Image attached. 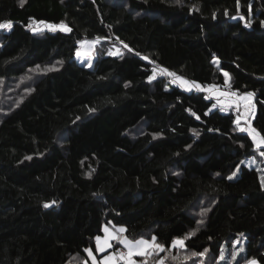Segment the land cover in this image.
Segmentation results:
<instances>
[{
	"label": "trees",
	"instance_id": "16d2710c",
	"mask_svg": "<svg viewBox=\"0 0 264 264\" xmlns=\"http://www.w3.org/2000/svg\"><path fill=\"white\" fill-rule=\"evenodd\" d=\"M8 21L0 79L27 90L0 116V264H82L103 224L155 236L165 251L144 264H216L239 234L238 262L264 264V186L244 162L256 149L204 96L253 93L264 137V0H0ZM95 37L79 63L78 43ZM168 73L187 86L168 87Z\"/></svg>",
	"mask_w": 264,
	"mask_h": 264
},
{
	"label": "rangeland",
	"instance_id": "374dc122",
	"mask_svg": "<svg viewBox=\"0 0 264 264\" xmlns=\"http://www.w3.org/2000/svg\"><path fill=\"white\" fill-rule=\"evenodd\" d=\"M5 23V22H4ZM45 24L48 23H36L34 25H32L30 28L33 29H45L47 31L50 32H55V31H62V32H67V31H63L60 28H57L55 31L49 30L47 27H45ZM60 24H53V25H61ZM12 25V24H11ZM65 25V24H63ZM66 26V25H65ZM67 27V26H66ZM11 27L9 28H0L1 30H5L8 31ZM102 42V38L100 37H95V38H90V39H83L78 43V48L76 51V59L79 63L85 64L86 66H90L91 64H89V61H93L94 57L96 56L97 50L100 48ZM117 50H119V54L121 53V47L117 46V45H113L111 47L107 48V52L109 54V52H113L116 53ZM77 53H79V55H77ZM118 55V54H116ZM171 78H169V81L171 83H167L168 87H171L173 85H180L181 83L179 81H175V78L173 76H170ZM29 80V78H27ZM30 82H32V80H29ZM26 83V78H22V79H18L16 81H11L10 83L6 84L0 79V99L2 100V103L0 105V116L2 115L3 111L6 110L4 103H8L7 100H11L13 101L12 98L14 97H19L22 92L25 90H27V87L25 86ZM182 85V84H181ZM187 86V85H184ZM204 90H208L209 93L215 98V101L218 105V107H220L221 109L223 108V110L227 111V110H232L233 112L236 113V117H235V122L237 120V117H240V127H251V121L253 119L254 116V99L253 97L251 98V104H248L243 97L246 96L247 93H237V92H232L229 91L227 95H222L221 93H219V91L215 88L213 89L212 87L208 86L206 87ZM233 93H235V95H232ZM1 102V101H0ZM247 133V132H245ZM262 137V136H261ZM255 149L256 146L254 145ZM260 151H264V147L260 148V149H256L255 150V154L246 159L244 162L245 164H247L248 166L254 167L257 169L259 176H264V157H262L259 153ZM233 173H235V175H233ZM237 174V169L235 171H233L231 174H229V176H231L232 178H235ZM228 176V177H229ZM231 178V179H232ZM261 182V180H260ZM264 186V185H262ZM123 227L125 229L124 226L122 225H108V224H103L102 226V233L96 237H100L101 238V247H104V251H98L97 250V242H96V238H95V250L92 249H88L92 251V255L93 257H95V264H106V257H110V256H114L115 259L112 260L111 264H127V260L126 259H122L121 255H118L116 253V249L118 247H123L124 246L122 244H120L116 239H110L109 237L112 235H116L119 234L122 237H126L127 239L131 240V241H136V240H140V239H146L148 241L152 240L151 238H147V237H139L136 239H131L129 237H127L125 235V233H118L119 228ZM105 229H107V232L105 231ZM107 240L108 243L111 245V247H106L104 244V241ZM245 240L246 237L244 236V234H239L233 241V245L234 247L230 249V251L227 253L228 249L225 245L221 246L220 249V254H219V258H218V263L216 264H251L252 261H255V264H258L256 260L254 259H250L246 262H238V256L241 255V253L243 252V247L245 244ZM114 243L118 244V246L115 249H112ZM126 255L124 254V257H127V252L128 250L126 248H124ZM148 250V249H147ZM147 250H145V254L147 252ZM87 252V251H86ZM142 254V255H145ZM234 254H235V258H234ZM139 255L133 256L132 260L135 261V264H144L141 260H139L137 257ZM141 256V255H140ZM162 260L161 259H157L155 264H160ZM82 264H94L92 257H89L88 252H87V257L82 261ZM163 264H167L165 262H163Z\"/></svg>",
	"mask_w": 264,
	"mask_h": 264
},
{
	"label": "snow or ice",
	"instance_id": "6c2138e0",
	"mask_svg": "<svg viewBox=\"0 0 264 264\" xmlns=\"http://www.w3.org/2000/svg\"><path fill=\"white\" fill-rule=\"evenodd\" d=\"M177 2L179 3V0H177ZM24 0H20V4L21 6H23ZM237 4L239 5V0H237ZM40 24H43V21L38 22ZM264 23V22H262ZM247 26V25H246ZM11 27V21L5 22V23H0V28H9ZM29 27H31V25H29ZM45 27H47L49 30L55 31L57 28H60L63 31H70L69 28H67L65 25L61 24V25H53V24H45ZM38 29H33V31H36ZM124 47H127V45H124ZM129 51H131V49H129ZM119 54V50H117L116 53L113 52H109V55H116ZM77 55H79V53H77ZM89 64H91V61H89ZM161 71H164L163 69ZM168 75L173 76L175 78V81H179L182 85H187L188 82L181 79L178 76H175L174 73H168ZM226 79H225V83H228V74L225 73L224 74ZM153 77H149V80H151ZM197 87H199V85H196ZM222 95H227L226 93H222ZM232 95H235V93H233ZM253 96V93L249 92L246 94V96L243 97V99L248 103L251 104V98ZM92 109H90L91 111ZM223 110V108L221 109ZM199 118V117H197ZM236 125L239 128V131L241 132H247L248 136L251 138L253 144L256 146V149H260L262 147H264V137H261L260 134L256 131L255 128L252 127H240V117H237L236 120ZM155 138V137H154ZM241 147H243V144L241 145ZM262 157H264V151H260L259 153ZM26 159H31V157H26ZM243 163V162H241ZM233 175H235V173H233ZM229 179H231L232 177L229 176ZM261 180V184L264 185V176L260 177ZM45 208L49 207L48 204L44 205ZM201 215H204V213H201ZM199 223H202V221H200ZM105 231L107 232V229H105ZM126 230L121 227L118 230V233H124ZM190 235H194V233H191ZM110 239H116L120 244H122L124 246V248H126L128 250L127 252V257H124L121 254V258L122 259H126L127 260V264H135V261L132 260L133 256L136 255H142L145 254V250L147 249H156L159 252H163L165 251V247L164 245L158 243L157 238L155 236L152 237L151 241H148L146 239H140V240H136V241H131L129 239H127L126 237H122L119 234L116 235H112L109 237ZM187 238V237H186ZM96 242H97V250L98 251H104V247H101V238L100 237H96ZM104 244L106 247H111V245L108 243L107 240L104 241ZM176 246H180V247H184V240L183 239H173L172 240V247H176ZM85 251L88 252L89 257H92L93 262L95 264V257H93L92 255V251L86 249ZM207 251V250H205ZM150 254V253H149ZM192 255H197V253H193ZM200 255H203V253H200ZM234 258H235V254H234ZM115 257L114 256H110V257H106V264H111L112 260H114ZM160 264H163V261L160 262ZM251 264H255V261H252Z\"/></svg>",
	"mask_w": 264,
	"mask_h": 264
},
{
	"label": "built area",
	"instance_id": "2783aa9c",
	"mask_svg": "<svg viewBox=\"0 0 264 264\" xmlns=\"http://www.w3.org/2000/svg\"><path fill=\"white\" fill-rule=\"evenodd\" d=\"M34 24H36V22H34V21H30L29 22V24L27 25V27L26 28H30L29 27V25H34ZM208 87V86H207ZM210 87H212L213 89H219V90H221V91H227V92H229V91H231V89L228 87V86H210ZM206 88V87H205ZM205 92H204V96L205 97H208L209 95H210V93H209V91L208 90H204ZM116 253L118 254V255H124V251L122 250V249H116Z\"/></svg>",
	"mask_w": 264,
	"mask_h": 264
},
{
	"label": "crops",
	"instance_id": "0c3cea01",
	"mask_svg": "<svg viewBox=\"0 0 264 264\" xmlns=\"http://www.w3.org/2000/svg\"><path fill=\"white\" fill-rule=\"evenodd\" d=\"M119 248L122 249L124 251V254L126 255V252H125L124 248L123 247H118L117 249H119Z\"/></svg>",
	"mask_w": 264,
	"mask_h": 264
}]
</instances>
